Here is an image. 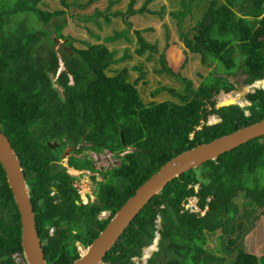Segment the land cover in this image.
<instances>
[{
    "label": "trees",
    "instance_id": "16d2710c",
    "mask_svg": "<svg viewBox=\"0 0 264 264\" xmlns=\"http://www.w3.org/2000/svg\"><path fill=\"white\" fill-rule=\"evenodd\" d=\"M59 1L62 9L51 10L42 9L43 0H0V131L23 168L47 264H72L78 258L77 243L90 244L164 163L198 144L264 119V90L246 94L249 105L243 108L217 109L213 101L220 92L233 91L229 77L237 70L246 75L245 85L264 79V0H206L201 18L190 31L184 30L183 22L195 0H180L184 10L170 13L176 19L178 38L186 51L211 67L209 78L196 88L167 64L169 34L160 51L159 43L142 35L143 30L152 32L153 28L134 30V53L138 57L158 54L161 71L185 84L183 95L166 87L152 94L167 91L180 103L165 100L147 105L138 93V80L129 81V69H114L120 61L132 59L128 48L117 57V50L87 40H78L85 47L76 48L72 44L76 40L63 34L68 10L72 6L84 10L97 0L85 4ZM153 1L144 0L135 10L136 0H129L125 14L116 11L105 16L108 24L111 17H120L126 26L123 32H114L115 42L130 41L128 18L152 14L148 5ZM163 10L157 12L159 17ZM93 13L78 17L83 23H93L100 14L97 9ZM53 36L67 40L70 51L56 50ZM216 62L229 74H218L212 65ZM211 115L220 121L207 125ZM57 141L71 148L89 144L92 151L107 150L119 159L118 166L102 173L105 181L97 182V198L90 208L81 203L77 189L69 184L71 178L58 164L61 146L54 153L46 145ZM92 163L75 156L69 160L74 169L94 172ZM239 196L264 211V136L169 182L121 234L103 264H134L132 259L142 256V246L151 243L156 231L158 250L147 264H223L224 255H218L222 247L216 253L206 248L205 233L216 231L227 242L225 248L235 253L232 264H264V256L236 248L233 240L242 225L235 204ZM190 197L198 199L199 212L186 208ZM104 211L108 216L98 219ZM20 238L19 212L0 164V264H9L11 253L22 252Z\"/></svg>",
    "mask_w": 264,
    "mask_h": 264
},
{
    "label": "rangeland",
    "instance_id": "374dc122",
    "mask_svg": "<svg viewBox=\"0 0 264 264\" xmlns=\"http://www.w3.org/2000/svg\"><path fill=\"white\" fill-rule=\"evenodd\" d=\"M87 1L88 0H80L81 4H85L87 3ZM128 3L129 0H97L93 4L88 5L84 10H78V7L72 6L64 16L66 20V26L63 29V34L68 35L76 40L72 42L73 46L76 48L85 47L83 44L79 43L78 40H87L92 44H103L113 52L114 50H117V57H121L125 52V48H128L132 52V59L120 61L114 66V69H129V81L138 80L137 90L143 103L147 105L153 101L162 102L165 100L180 103L181 100L179 98L172 97L167 91H162L155 97L152 96L153 92H155L159 87L172 88L181 95L185 94V84L183 82L161 71L158 54L150 57H138L134 53V49L137 45V38L134 30L153 28L152 32H150V30H143L142 35L145 36L146 39L152 41V43H159V50L161 51L164 47L165 38L169 34L170 46L166 50L165 58L167 60L168 66L174 72H180V75L182 77L190 79L193 83L194 88L198 87V85L201 82L205 81L206 78H209L211 67L201 64L200 58L197 55H192L188 51H186L184 45L178 38L176 19L173 18L170 13L184 10L180 3V0H154L148 5V9L153 12L152 14L144 12L143 14L138 13L128 18V21L132 24V30L129 33L130 41L127 42V44L122 40L115 42L113 36L114 32L119 31L121 33L124 31L123 29L126 26L120 17H111L110 19L112 21L110 22V24H108V22H106L104 18L105 16H109L111 13H114L116 11L120 12L121 14H125L128 9ZM143 3L144 0H136L133 9H139ZM43 5L44 7L42 9H62L59 0H43ZM205 6L206 0H195L192 3V6L190 7L191 13L186 16L183 22V28L185 31L192 30L191 28L195 25L197 20L201 18V14ZM108 7L109 9H107ZM163 7L164 10L161 13L162 15L159 17L157 12H160ZM95 9L99 10L100 14L98 15L97 19L93 20V23L86 24L79 19L78 15L80 13L91 14L95 11ZM257 36L261 37L262 34L260 32H257ZM123 37H125V35ZM52 39L55 40L56 50L63 49L70 51V48L66 46V43L68 42L67 40H58L55 39L54 36L52 37ZM130 42L132 44H130ZM184 59H186V63L183 66L182 64ZM139 64H142L143 66H140ZM212 65L215 67L218 74H222V76H226L227 74H229V72L226 71L218 62L213 63ZM132 67H138L139 70H133ZM237 72L238 70L235 73ZM239 75H241L240 70ZM229 81L232 83L235 82L232 77H229ZM245 88L246 89L244 91H246L247 94L252 93V89L249 90L248 85L245 86ZM228 94L229 96H227ZM226 99H231L232 101H234V103H238V106L242 108L249 104V102L246 100V96H242L240 91L234 90L227 94L220 92L213 98V101L215 102V104H218L219 101ZM245 114H248V112H245ZM218 120L219 119L217 115H211L208 119V123L214 124L217 123ZM58 142L60 141H57L55 143L57 144ZM55 143L47 142L46 145L49 150L57 153V151L52 148L54 147ZM60 146L61 142L59 148ZM63 148L64 150H67L66 143L61 146V150ZM90 148L91 147L89 144L85 145V154L88 158H90V155L94 156V153H98L92 151ZM104 151L107 150H103L100 153H103ZM90 152L94 153L90 154ZM61 155L63 159L59 166L62 167V169L69 175V177L71 176V179H69V183H71V186L72 182H74L73 179H78L77 181H75V186H73L77 189L80 199L85 205L88 203H93L96 199L93 192L94 188H97V182L103 181L102 173L115 165H119V159L116 156H108V153L102 154V158L101 156H97V158L94 157L95 171H90L91 173H95L96 177L90 176L88 173H85L82 176L80 174L78 175L77 171H74L71 168L67 167L66 160L68 158V155H66L65 153ZM74 174L76 175V177L72 179ZM93 178H96L95 181L93 180ZM198 189L199 186L196 185L195 190ZM192 202L194 203V201H190V204H188L187 207H190V205L192 206ZM235 204L238 208L237 221L242 224L240 230H238L237 233L233 236V240H236V248H241L251 254L256 255L257 257L264 256L263 209L257 208L255 206L253 207L249 204L248 200L243 199V197L241 196L235 199ZM103 215L104 216L100 215L98 219L106 218L108 216V213H103ZM237 221L235 220V222ZM157 228H161L159 226L158 220ZM53 230V228H50L49 230V235L52 237L54 236ZM205 234L207 240V250H212L213 253H216L214 251L217 248L222 247V254L218 255H224L223 264H232L235 253L232 250L229 251L227 248H225L227 242H223L221 240V232L216 231L213 234ZM155 238L151 241V243L144 244L142 246V256L140 258H133L132 261L134 264L148 263V260L151 258L153 253L158 250V242L160 237L157 236ZM179 263L182 264V262ZM193 263L190 262V264Z\"/></svg>",
    "mask_w": 264,
    "mask_h": 264
},
{
    "label": "water",
    "instance_id": "95a60500",
    "mask_svg": "<svg viewBox=\"0 0 264 264\" xmlns=\"http://www.w3.org/2000/svg\"><path fill=\"white\" fill-rule=\"evenodd\" d=\"M239 91L242 96H246L247 93L244 89L241 88ZM224 102V100L219 101L215 107L219 109L232 105L238 106V103L225 105ZM202 124L203 122H201ZM207 125H211V123H207ZM197 129L200 130L201 126ZM261 136H264V119L209 142L198 144L168 160L135 190L133 195L114 213L105 228L99 232L98 236L90 244L82 246L77 243L78 258L72 264H103L104 257L121 234L144 206L154 196L160 194L169 182L189 170L197 169L208 161H214L220 155ZM190 138H193V133ZM56 145L59 146L60 143ZM0 164L4 170L7 184L20 216V240L23 257L27 264H47L40 237L36 231L35 217L30 200V189L26 183L23 168L8 137L1 131ZM190 201H194V203L192 202L193 207L190 205L188 208L199 212L198 199L190 197L188 198V204H190ZM90 206L91 203L86 204L87 208ZM206 210L207 208L202 211V215L205 214Z\"/></svg>",
    "mask_w": 264,
    "mask_h": 264
},
{
    "label": "flooded vegetation",
    "instance_id": "af4514ba",
    "mask_svg": "<svg viewBox=\"0 0 264 264\" xmlns=\"http://www.w3.org/2000/svg\"><path fill=\"white\" fill-rule=\"evenodd\" d=\"M241 71V70H240ZM232 77V76H231ZM233 78V80L235 81V82H233V87H234V91H239L241 88L242 89H246L245 88V86H247V85H245V79H246V75H239V71L237 72V73H235V75L232 77ZM240 78H244V79H240ZM235 85H237V87H235ZM236 94V93H235ZM218 122L220 121V118L218 117ZM58 143H60V142H58ZM85 145L86 144H83V145H78L76 148H71V147H67V150H64V148L62 149V152H61V154H63V153H65L66 155H68V158H67V160H66V164H67V167L68 168H72L70 165H69V160H70V158L71 157H73V156H75L76 158H78V159H81V160H85L86 158L88 159V160H90V161H92V159H90V158H88L87 156H86V154H85V149H81V148H85ZM55 150H57L58 148H59V146H57L56 145V143L54 144V147H53ZM81 150V151H80ZM76 151H80L79 153H76ZM62 155H61V157H60V160L58 161V164L60 165V163H61V161H62ZM92 166L94 167L95 166V164L94 163H92ZM113 167H116V165L115 166H113ZM95 169V168H94ZM72 170H74V171H77L78 172V175L80 174V175H84L85 173H88L90 176H95L96 177V174L95 173H91L89 170H86V169H79V170H77V169H74V168H72ZM96 179V178H95ZM78 179H74V182H72V185H74L75 186V181H77ZM103 181H105V177L103 176ZM98 182H101V181H98ZM97 192H98V190H97V188L95 187L94 188V192H93V194L95 195V198H97L96 196V194H97ZM94 201H96V199L94 200ZM81 203H82V201H81ZM103 213H106L105 211L104 212H101V213H99V215H98V218H99V216L100 215H102V216H104L103 215ZM108 214H109V212H107Z\"/></svg>",
    "mask_w": 264,
    "mask_h": 264
},
{
    "label": "built area",
    "instance_id": "2783aa9c",
    "mask_svg": "<svg viewBox=\"0 0 264 264\" xmlns=\"http://www.w3.org/2000/svg\"><path fill=\"white\" fill-rule=\"evenodd\" d=\"M248 89H249V90L252 89V93H253L255 90H264V79L254 81L252 84L248 85ZM247 115H248V114H247ZM92 153H94V152H90V154H92ZM107 153H108V156H109V155H112L110 152H108V151H104L103 153H94V154H95L94 156L90 155V159H92V162L95 164V161H94L95 159H94V157L97 158V156H101V158H102V157H103L102 154H107ZM71 169H72V168H71ZM70 177H71V176H70ZM74 177H76L75 174H74V176L72 177V179H73ZM73 180H74V179H73ZM69 184L71 185V183H69ZM72 186H73V185H72ZM86 194H88V193H86ZM83 204H84V203H83ZM186 208H187V206H186ZM158 223H159V220H158ZM155 236H156V237L158 236V232H157V231L155 232ZM155 236H154V238H155ZM154 238H153V239H154ZM155 239H156V238H155ZM9 259H10V263H9V264H27L26 260H25L24 257H23L22 252H20V251H15V252L11 253Z\"/></svg>",
    "mask_w": 264,
    "mask_h": 264
},
{
    "label": "bare ground",
    "instance_id": "6f19581e",
    "mask_svg": "<svg viewBox=\"0 0 264 264\" xmlns=\"http://www.w3.org/2000/svg\"><path fill=\"white\" fill-rule=\"evenodd\" d=\"M224 103H225V105L226 104L227 105H229V104H235L234 101H232L231 99H226Z\"/></svg>",
    "mask_w": 264,
    "mask_h": 264
},
{
    "label": "clouds",
    "instance_id": "9594fccd",
    "mask_svg": "<svg viewBox=\"0 0 264 264\" xmlns=\"http://www.w3.org/2000/svg\"><path fill=\"white\" fill-rule=\"evenodd\" d=\"M262 80V79H261ZM225 94V93H224ZM247 105H249V104H247ZM208 123V122H207ZM218 123V122H217ZM215 124V123H214ZM197 199V198H196ZM188 208V207H187ZM154 236H155V234H154ZM158 236H159V234H158Z\"/></svg>",
    "mask_w": 264,
    "mask_h": 264
}]
</instances>
